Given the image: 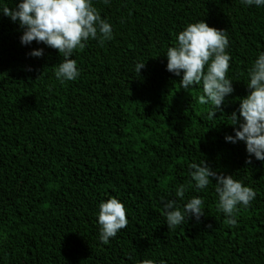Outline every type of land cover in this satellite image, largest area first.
Here are the masks:
<instances>
[{
  "label": "trees",
  "instance_id": "obj_1",
  "mask_svg": "<svg viewBox=\"0 0 264 264\" xmlns=\"http://www.w3.org/2000/svg\"><path fill=\"white\" fill-rule=\"evenodd\" d=\"M20 2L0 0V9ZM91 2L113 38L74 50L79 75L63 82L55 75L63 55L22 44L24 29L0 12V264H264V161L225 139L235 136L228 116H239L249 69L264 52V6ZM200 21L229 41L234 91L213 118L215 107L199 102L202 84L186 90L183 73L167 70L168 48ZM38 49L42 56L30 55ZM204 161L256 193L237 206L234 226L218 209L215 180L195 187L189 165ZM193 197L204 216L168 228L163 203L183 211ZM110 198L123 203L128 224L105 244L98 214Z\"/></svg>",
  "mask_w": 264,
  "mask_h": 264
},
{
  "label": "clouds",
  "instance_id": "obj_2",
  "mask_svg": "<svg viewBox=\"0 0 264 264\" xmlns=\"http://www.w3.org/2000/svg\"><path fill=\"white\" fill-rule=\"evenodd\" d=\"M108 0H105L107 3ZM252 6H264V0H242ZM0 12L19 22L23 31L21 43L28 45L32 41L43 43L56 49L63 55L55 75L61 81L75 80L79 71L72 54L76 49H83L87 40L101 38V42L112 39L111 25L102 19L91 0H21L15 8L3 7ZM229 41L224 30L210 27L206 22L191 23L178 34L177 45L167 50V70L180 76L181 87L202 84L203 95L199 97L201 104L209 102L216 111L209 113V118L223 112L225 98L234 91L232 81L227 78L231 57L226 49ZM30 55L40 57L43 49L34 50ZM145 63L137 64L140 72ZM205 68L207 69L205 71ZM250 80L248 95L239 99V116L233 112L229 117L235 130V136L228 135L226 140L232 143L244 141L246 150L257 160L264 161V52H262L249 69ZM242 118V120H241ZM247 163H251L249 159ZM191 178L197 189H205L215 180V191L218 194V209L227 217L230 225L237 221L233 218L238 205L249 206L255 199V191L225 175L213 170L206 161L202 164L189 165ZM185 187L181 185L176 195L183 198ZM163 200V198H162ZM203 201L193 197L184 205L183 211L175 200L163 203L168 228H174L195 217L200 220ZM98 222L101 226L100 239L108 243L117 233L127 227L128 220L123 203L110 198L99 205ZM142 264H154L152 260H144Z\"/></svg>",
  "mask_w": 264,
  "mask_h": 264
}]
</instances>
